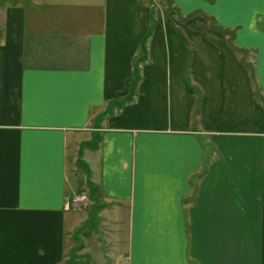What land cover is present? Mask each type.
Instances as JSON below:
<instances>
[{
  "label": "crops",
  "instance_id": "1",
  "mask_svg": "<svg viewBox=\"0 0 264 264\" xmlns=\"http://www.w3.org/2000/svg\"><path fill=\"white\" fill-rule=\"evenodd\" d=\"M93 256L264 264V0H0V264Z\"/></svg>",
  "mask_w": 264,
  "mask_h": 264
},
{
  "label": "built area",
  "instance_id": "2",
  "mask_svg": "<svg viewBox=\"0 0 264 264\" xmlns=\"http://www.w3.org/2000/svg\"><path fill=\"white\" fill-rule=\"evenodd\" d=\"M90 201L89 195L86 192H81L77 195L72 196L71 203L75 208H81L86 206Z\"/></svg>",
  "mask_w": 264,
  "mask_h": 264
},
{
  "label": "rangeland",
  "instance_id": "3",
  "mask_svg": "<svg viewBox=\"0 0 264 264\" xmlns=\"http://www.w3.org/2000/svg\"><path fill=\"white\" fill-rule=\"evenodd\" d=\"M160 1L161 0H147V2L149 3V4H151V6H156V7H158V5L160 4ZM94 256L92 257V258H87V260H85V262L83 263V264H91V263H93L92 262V260H94ZM96 264H101L100 262L99 263H96ZM103 264H111L110 262H108L107 261V263H106V261L105 262H103Z\"/></svg>",
  "mask_w": 264,
  "mask_h": 264
}]
</instances>
